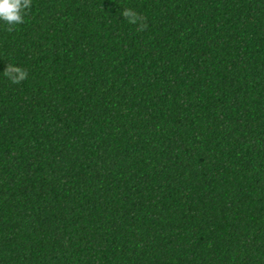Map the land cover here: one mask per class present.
Wrapping results in <instances>:
<instances>
[{
	"label": "trees",
	"instance_id": "obj_1",
	"mask_svg": "<svg viewBox=\"0 0 264 264\" xmlns=\"http://www.w3.org/2000/svg\"><path fill=\"white\" fill-rule=\"evenodd\" d=\"M0 264H264V0L0 24Z\"/></svg>",
	"mask_w": 264,
	"mask_h": 264
},
{
	"label": "clouds",
	"instance_id": "obj_2",
	"mask_svg": "<svg viewBox=\"0 0 264 264\" xmlns=\"http://www.w3.org/2000/svg\"><path fill=\"white\" fill-rule=\"evenodd\" d=\"M31 6L32 0H0V24L6 26L9 31L14 30L16 26L25 22ZM122 15L131 25H137L144 19L131 8H125ZM2 74L13 85L20 84L28 78V71L13 63H8Z\"/></svg>",
	"mask_w": 264,
	"mask_h": 264
}]
</instances>
